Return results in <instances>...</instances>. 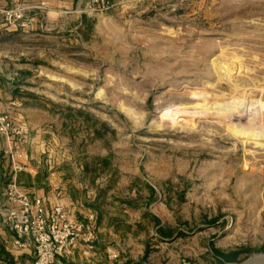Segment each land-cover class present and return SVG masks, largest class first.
<instances>
[{
	"label": "rangeland",
	"instance_id": "1",
	"mask_svg": "<svg viewBox=\"0 0 264 264\" xmlns=\"http://www.w3.org/2000/svg\"><path fill=\"white\" fill-rule=\"evenodd\" d=\"M76 1L62 47L17 37L32 40L17 95L45 140L37 152L94 234L52 264L264 252V0Z\"/></svg>",
	"mask_w": 264,
	"mask_h": 264
},
{
	"label": "crops",
	"instance_id": "2",
	"mask_svg": "<svg viewBox=\"0 0 264 264\" xmlns=\"http://www.w3.org/2000/svg\"><path fill=\"white\" fill-rule=\"evenodd\" d=\"M44 1L47 8L40 10L38 8L30 9L32 20L26 28L20 26H4L0 24V46L6 44L9 47L7 52L0 51V109L8 111L14 121L18 124L28 125L30 128L28 143L26 146L27 160L26 167L16 176L17 188L28 195H44L47 198L48 206L53 205L59 199L56 196V189L62 191V201L64 202L69 213L75 218L82 219L88 215V209L81 199L76 195L73 185L64 182L59 176L60 171L47 168L42 153L37 152L39 144H44L42 136L37 134L35 126L30 124L26 118L24 111V103L18 97L24 89V79L20 74L17 65L18 61L28 60L30 53L29 47L31 41L29 39L17 41L19 34L28 37L31 34H40L45 37H52L49 42L41 41L38 43L43 48L62 47L63 43L59 39V35L63 28L62 13L65 8H70L75 0H26L30 5H37ZM79 2L76 1V4ZM6 0H0V6H6ZM72 31V27L69 29ZM22 45V49L18 51L15 46ZM28 46V47H27ZM24 48H27L26 50ZM3 137L0 135V211L10 206L6 197L7 184L14 178L12 173V160L5 155L2 146ZM36 151V152H35ZM44 151V150H41ZM0 264H31V255L28 248H22L15 244V232L7 225L0 221Z\"/></svg>",
	"mask_w": 264,
	"mask_h": 264
},
{
	"label": "built area",
	"instance_id": "3",
	"mask_svg": "<svg viewBox=\"0 0 264 264\" xmlns=\"http://www.w3.org/2000/svg\"><path fill=\"white\" fill-rule=\"evenodd\" d=\"M0 6V18L5 25L26 28L32 19V8L43 9L46 3L30 5L26 0H6ZM0 135L5 155L12 160L14 178L7 184L6 197L10 204L0 211V221L15 232V244L33 249L31 264H52L58 255L78 241L89 242L94 238L84 220L75 218L62 201V191L56 189L58 201L48 206L46 196L28 195L17 188L15 176L26 167L28 130L16 123L8 111L0 109Z\"/></svg>",
	"mask_w": 264,
	"mask_h": 264
},
{
	"label": "water",
	"instance_id": "4",
	"mask_svg": "<svg viewBox=\"0 0 264 264\" xmlns=\"http://www.w3.org/2000/svg\"><path fill=\"white\" fill-rule=\"evenodd\" d=\"M230 264H264V252L253 253L238 263L236 262V263H230Z\"/></svg>",
	"mask_w": 264,
	"mask_h": 264
},
{
	"label": "trees",
	"instance_id": "5",
	"mask_svg": "<svg viewBox=\"0 0 264 264\" xmlns=\"http://www.w3.org/2000/svg\"><path fill=\"white\" fill-rule=\"evenodd\" d=\"M237 255H238V252H232V253H230V254H222V257L225 259V260H227V261H236L237 260ZM0 256H2L1 255V252H0Z\"/></svg>",
	"mask_w": 264,
	"mask_h": 264
},
{
	"label": "bare ground",
	"instance_id": "6",
	"mask_svg": "<svg viewBox=\"0 0 264 264\" xmlns=\"http://www.w3.org/2000/svg\"><path fill=\"white\" fill-rule=\"evenodd\" d=\"M262 105L264 106V101L262 102ZM170 106V105H169ZM178 109V107L177 106H170L169 108H165V109H163V112L164 113H166V112H171V111H174V110H177Z\"/></svg>",
	"mask_w": 264,
	"mask_h": 264
}]
</instances>
